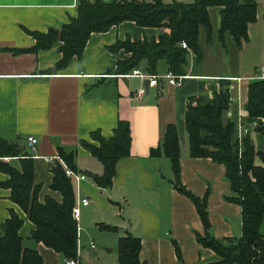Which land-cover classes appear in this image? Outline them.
Returning <instances> with one entry per match:
<instances>
[{
  "label": "crops",
  "instance_id": "1",
  "mask_svg": "<svg viewBox=\"0 0 264 264\" xmlns=\"http://www.w3.org/2000/svg\"><path fill=\"white\" fill-rule=\"evenodd\" d=\"M254 1L255 20L247 24V39L237 51L227 44L225 52L216 41L218 14L214 13V37L205 42L207 52L201 48L200 62L195 63L190 55L186 74L178 85H172L166 82L165 65L159 61L156 83H148L145 93L143 78L108 73L117 59L127 56L121 49L112 52L108 47L126 35L131 39L156 36L157 28L122 21L106 31L91 32L79 58L72 56L62 69L43 74L39 72L59 59V42L36 52L12 53L10 49L29 48L34 38L28 32H45L75 17L76 0H0V138L16 143L21 153L31 157L39 202L45 196L61 200L60 193L49 188L50 166L58 157L56 146L74 149L76 172L84 175L82 179L69 178L73 206L78 211L77 264L81 247L102 256L101 251L89 247L92 237L108 252L117 237L125 233L139 238L138 259L144 264H203L212 258L213 252L195 239V233L202 234L203 228L194 205L170 182L169 159L149 154L168 123L176 128L181 183L198 197L206 194L211 235L216 239L240 235V207L226 198L230 190L224 167L208 157L189 156L183 113L186 97L198 93L209 96L210 87L217 88L218 79L226 78L230 102L222 119L235 121L236 128L250 124L251 130L244 109L246 87L250 79L261 77L255 67L264 61V0ZM208 61L216 65L215 70L203 68ZM138 70L142 72L141 67ZM118 119L129 124V154L116 160L110 186L98 187L89 175L100 174L102 166L79 145V140H89V132L96 129L102 136H109ZM27 135L37 139L33 147L28 146ZM0 159L18 165L16 157ZM6 178L0 172V182ZM82 198L87 199L85 204L76 202ZM9 210L22 219L17 233L27 246H34L41 264H67L51 248L28 239L33 224L9 199V189L0 185V223ZM82 242L84 245L79 246Z\"/></svg>",
  "mask_w": 264,
  "mask_h": 264
},
{
  "label": "trees",
  "instance_id": "2",
  "mask_svg": "<svg viewBox=\"0 0 264 264\" xmlns=\"http://www.w3.org/2000/svg\"><path fill=\"white\" fill-rule=\"evenodd\" d=\"M211 9L218 14L216 41L225 52L227 44L237 51L247 39V24L255 20L254 0H76L75 17L45 32H28L34 38L33 45L10 51L36 52L59 42V59L51 68L39 72L50 74L62 69L72 56L80 57L91 32H103L122 21H131L137 26L157 28L158 34L133 39L126 35L122 40L117 39L108 50L116 52L121 49L127 56L117 59L114 69L108 73L126 74L141 67L143 73L156 75L157 63L162 61L166 73L185 75L189 56L192 55L195 63L202 58L199 30L202 29L205 42L213 40ZM255 70L261 73V77L247 82L244 104L246 119L252 127L250 130V124H247L246 132L240 137L236 134L235 121L222 119V112L230 102L226 78L218 79L217 88L210 87L209 96L198 93L186 97L183 113L189 156L208 157L224 167V177L230 190L226 198L240 207L238 237L214 238L207 217L206 194L198 197L181 183L174 124L165 125L161 140L149 150L151 156L162 154L169 159L172 186L194 205L203 228L202 234L195 233V239L214 254L203 264H264V229H260L264 218V61ZM258 126H263V130L259 131ZM250 131L259 136L257 148ZM130 142L129 124L124 119L116 121L107 137L96 129L89 132V140H79V145L102 166L100 174L89 175L96 186H110L115 162L129 154ZM56 152L58 157L50 166L49 188L60 193L59 202L49 196H45L42 202L37 200L39 184L34 182L31 157L21 153L16 143L2 138L0 157H16L18 165L0 159V172L7 175L0 185L9 189V199L33 224L28 237L32 243L41 242L63 259H76V221L71 216L73 190L58 160L77 171L73 161L75 152L61 146H56ZM21 224L22 219L12 210L0 223V264H41V257L34 246H27L17 233ZM104 227L115 230L108 225ZM139 246L137 236L125 233L117 237L116 264H144L138 259Z\"/></svg>",
  "mask_w": 264,
  "mask_h": 264
},
{
  "label": "rangeland",
  "instance_id": "3",
  "mask_svg": "<svg viewBox=\"0 0 264 264\" xmlns=\"http://www.w3.org/2000/svg\"><path fill=\"white\" fill-rule=\"evenodd\" d=\"M190 0H186L183 2H189ZM217 14L215 9H211L209 14H210V19H211V23H212V27L214 26L215 23V14ZM214 31V29H213ZM198 39H199V44L200 47L203 48L204 52H207V44L204 41V36H203V31L202 29L199 30V34H198ZM161 62V61H160ZM204 69L206 70H215L216 65L213 62H206L203 66ZM245 127V126H244ZM246 128V127H245ZM255 137H259L258 134L254 133L252 131L251 133V138L253 140V144L254 147L257 148L259 146V141L258 139H255ZM260 229H264V218L263 221L260 225ZM92 241L94 243V247L95 249L92 251H101L102 256L97 257L96 255H93L90 249H87V247H81L79 248V264H116V245L113 246L111 251H106L103 249V245H101L100 243H98L93 237H92ZM80 244V243H79ZM83 242L79 245V246H83ZM210 250V249H209ZM212 257H214V254L212 255Z\"/></svg>",
  "mask_w": 264,
  "mask_h": 264
},
{
  "label": "built area",
  "instance_id": "4",
  "mask_svg": "<svg viewBox=\"0 0 264 264\" xmlns=\"http://www.w3.org/2000/svg\"><path fill=\"white\" fill-rule=\"evenodd\" d=\"M182 47H185L184 43H181ZM125 75H135V76H139L141 78L147 77L149 79V84L152 83L153 85H155V77L156 75H149V74H145L141 71H139L138 69H131L128 73H126ZM165 79L166 82L168 84H172V85H178L180 78L182 77V75H173L170 73H166L165 75ZM246 132V128L244 127V125H237L236 128V134L238 137H240L243 133ZM25 140L28 144L29 147H33L36 144L37 139L31 135H27L25 137ZM60 164L63 167V171L65 173L66 176H68L69 178H74V179H82L84 177L83 174L78 173L76 171L71 170L70 168H68L67 166H65V164L62 162V160L58 159ZM76 202L81 203V204H85L87 202V199L82 198V199H76ZM71 216L72 218L76 221L77 217H78V211L76 209V207H72L71 209ZM89 247L93 248L94 244L93 242H89ZM67 264H77L76 259H66L65 261Z\"/></svg>",
  "mask_w": 264,
  "mask_h": 264
},
{
  "label": "water",
  "instance_id": "5",
  "mask_svg": "<svg viewBox=\"0 0 264 264\" xmlns=\"http://www.w3.org/2000/svg\"><path fill=\"white\" fill-rule=\"evenodd\" d=\"M148 82H149V79H148L147 77H144V78L142 79V86H143V90H144L145 93H146L147 90H148ZM257 129H258L259 131H262V130H263V126H258Z\"/></svg>",
  "mask_w": 264,
  "mask_h": 264
}]
</instances>
